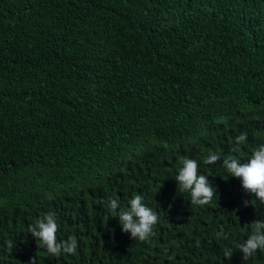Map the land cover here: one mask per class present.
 <instances>
[{
  "label": "trees",
  "instance_id": "1",
  "mask_svg": "<svg viewBox=\"0 0 264 264\" xmlns=\"http://www.w3.org/2000/svg\"><path fill=\"white\" fill-rule=\"evenodd\" d=\"M260 145L264 0H0V264H264L237 248L264 203L205 163ZM181 156L209 204L179 189ZM136 194L158 216L142 241L107 207ZM48 212L74 253L28 233Z\"/></svg>",
  "mask_w": 264,
  "mask_h": 264
},
{
  "label": "clouds",
  "instance_id": "2",
  "mask_svg": "<svg viewBox=\"0 0 264 264\" xmlns=\"http://www.w3.org/2000/svg\"><path fill=\"white\" fill-rule=\"evenodd\" d=\"M244 139L245 137L241 135L237 138V143ZM217 160L221 161V167L228 178L238 179L240 187L246 193L255 197L258 202L264 203V145L253 149L244 161L234 155L221 157L219 153H211L205 163L214 164ZM175 181L181 192L189 196L192 205H207L215 196L214 186L209 182L207 175L198 171V162L194 159L178 157ZM107 207L108 211L118 218L121 231L129 233L137 240H145L158 221L156 212L144 203L141 194L128 199L126 207H122L118 199H110ZM57 229L55 213L48 212L37 218L34 224L29 225L27 231L53 256L74 253L77 248L76 239L69 236L66 240H58ZM237 248L242 260H248L258 250H264V219L253 222L247 239L238 243Z\"/></svg>",
  "mask_w": 264,
  "mask_h": 264
}]
</instances>
